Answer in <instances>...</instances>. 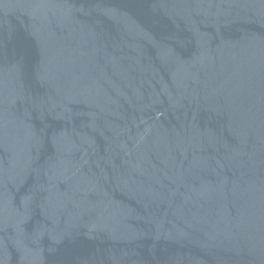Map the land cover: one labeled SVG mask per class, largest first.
Here are the masks:
<instances>
[{
	"label": "water",
	"instance_id": "water-1",
	"mask_svg": "<svg viewBox=\"0 0 264 264\" xmlns=\"http://www.w3.org/2000/svg\"><path fill=\"white\" fill-rule=\"evenodd\" d=\"M0 264H264V0H0Z\"/></svg>",
	"mask_w": 264,
	"mask_h": 264
}]
</instances>
